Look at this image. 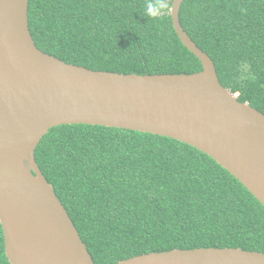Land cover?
<instances>
[{"label": "trees", "instance_id": "trees-1", "mask_svg": "<svg viewBox=\"0 0 264 264\" xmlns=\"http://www.w3.org/2000/svg\"><path fill=\"white\" fill-rule=\"evenodd\" d=\"M146 2L29 0V26L41 50L90 69L202 70L171 13L146 17ZM179 16L214 60L221 84L264 113V0H184ZM35 156L97 264L176 248L264 252V204L215 159L185 142L62 124L42 137ZM0 264H10L1 222Z\"/></svg>", "mask_w": 264, "mask_h": 264}, {"label": "water", "instance_id": "water-1", "mask_svg": "<svg viewBox=\"0 0 264 264\" xmlns=\"http://www.w3.org/2000/svg\"><path fill=\"white\" fill-rule=\"evenodd\" d=\"M174 28L202 70L137 74L67 63L41 50L29 0H0V222L10 264H97L35 151L54 126L84 123L147 132L208 154L264 204V113L221 84L211 56ZM113 264H264V252L198 247Z\"/></svg>", "mask_w": 264, "mask_h": 264}, {"label": "clouds", "instance_id": "clouds-1", "mask_svg": "<svg viewBox=\"0 0 264 264\" xmlns=\"http://www.w3.org/2000/svg\"><path fill=\"white\" fill-rule=\"evenodd\" d=\"M145 16L150 18L162 17L172 11L170 0H147Z\"/></svg>", "mask_w": 264, "mask_h": 264}]
</instances>
